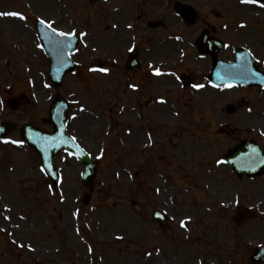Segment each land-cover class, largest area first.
I'll return each mask as SVG.
<instances>
[{"label": "rangeland", "instance_id": "1", "mask_svg": "<svg viewBox=\"0 0 264 264\" xmlns=\"http://www.w3.org/2000/svg\"><path fill=\"white\" fill-rule=\"evenodd\" d=\"M141 2L0 0V12L25 17L0 16V121L16 124L6 139L19 140L25 121L50 129L41 119L60 93L70 102L66 130L93 158L101 156L84 205L87 189L74 158L65 152L56 157L60 183L49 188L28 146L0 143V264H264L247 260L264 246V176L239 179L218 163L226 148L244 140L264 149V91L207 87L209 65L192 53L193 36L185 40L186 33L178 35L185 49L181 58L165 62L167 76L144 80L126 74L122 61L132 43L122 28L117 34L124 41L113 49L106 36H81L73 56L78 70L60 88L50 86L49 62L37 49V18L64 31L102 34L108 25L142 24L170 12L167 0ZM221 5L224 14L214 8L223 24L234 4ZM170 21L165 29L139 30L146 68L149 62L161 65L154 43L161 40L157 47L164 48ZM96 54L111 57L110 74L89 72L90 65H106ZM222 56L232 58L231 47ZM191 77L202 87L187 86ZM12 97L20 102L16 110L9 108ZM228 103L238 109L227 113ZM154 208L166 213V227L151 218Z\"/></svg>", "mask_w": 264, "mask_h": 264}, {"label": "water", "instance_id": "2", "mask_svg": "<svg viewBox=\"0 0 264 264\" xmlns=\"http://www.w3.org/2000/svg\"><path fill=\"white\" fill-rule=\"evenodd\" d=\"M39 27V26H38ZM42 36L43 28H38ZM54 40H59L55 39ZM50 41V40H49ZM49 45H46V50L48 51V54L50 55L52 65L50 69V79L54 80L56 83L59 82L61 76L70 70V62L68 61V52L65 54H60L59 49L55 43L48 42ZM56 48H55V46ZM72 48H73V42H72ZM214 66H218L224 76H220L221 80H228V81H234V82H240L241 79H237L236 75L233 73H227L226 70H237L239 69L238 63H230V64H223L218 61L214 60ZM253 74V72H252ZM61 103V100L59 98H55L53 101L52 107L50 108V118L49 121L53 123L54 132L53 133H47L43 131H38L34 128H26L22 130V136L31 139L30 142L34 146L36 152L40 155L42 158V161L47 167H49L48 164L51 162V157L55 153V150L58 149L60 146H66L68 143L67 137L64 135L63 126H64V117H65V111L59 110V104ZM5 126V125H4ZM6 129L7 128H2ZM4 132V131H3ZM73 146V145H72ZM253 147V148H252ZM255 145L251 143H245L240 146H236L233 149L228 150L227 154L225 155V160L230 163V165L233 167L234 170L237 171L238 175H241L242 173L247 174H257L259 172H262L264 170V163H261L256 166L255 163L258 159H260V154H262V151H259L258 149L255 150V152L258 153V155L255 152H252L255 148ZM72 151L74 147L71 148ZM75 150V149H74ZM77 152V155L79 158H81L85 164V170L83 172V180L84 183L87 184L89 187H91L96 165L89 160H87V156L84 154H81L80 151L75 150ZM52 167V165H51ZM262 255L264 260V250L260 251L258 255Z\"/></svg>", "mask_w": 264, "mask_h": 264}, {"label": "snow or ice", "instance_id": "3", "mask_svg": "<svg viewBox=\"0 0 264 264\" xmlns=\"http://www.w3.org/2000/svg\"><path fill=\"white\" fill-rule=\"evenodd\" d=\"M241 4H250V5H255L259 8H264V0H240ZM0 16H18L21 20L25 19V17L18 13V12H0ZM39 19V18H38ZM39 23L42 25H45L46 22L43 19H39ZM46 26L50 29L51 33L53 34V37H67V38H71L73 37L75 34V32H63V31H58L57 29L53 28L51 26V22H48L46 24ZM241 27H243V25H241ZM80 36H85L86 33L81 32L79 34ZM50 43H55L57 46L63 47L64 46V41L63 40H54L50 38ZM39 47V45H38ZM129 51H132V49L130 48ZM94 70H98L101 72H107L108 69L107 68H100V69H94ZM156 74H160L159 70H156ZM45 87H47V85H45ZM194 88H200L202 87V85H193ZM229 87H231V85H229ZM4 130L2 128H0V132H3ZM75 139V138H73ZM2 142L4 143H12V144H16V145H22L23 141L20 140H10V139H5ZM81 154H83V150H81ZM262 163H264V160L261 161ZM219 163V161H218ZM159 191V190H158ZM6 211H10V209H7V207L5 208ZM5 219H9V217L5 216ZM185 226V222L181 221V227ZM149 255H151V253H149Z\"/></svg>", "mask_w": 264, "mask_h": 264}, {"label": "flooded vegetation", "instance_id": "4", "mask_svg": "<svg viewBox=\"0 0 264 264\" xmlns=\"http://www.w3.org/2000/svg\"><path fill=\"white\" fill-rule=\"evenodd\" d=\"M250 12L254 13V10H253V9H251V11H250ZM262 18H263V16H262ZM197 20H198V17H197ZM208 24H209V23L203 24V26H202V27H207L208 29L212 30V31H211L212 33H214V29H213V28H211V27H210V25H208ZM246 38H249V36H246Z\"/></svg>", "mask_w": 264, "mask_h": 264}, {"label": "bare ground", "instance_id": "5", "mask_svg": "<svg viewBox=\"0 0 264 264\" xmlns=\"http://www.w3.org/2000/svg\"><path fill=\"white\" fill-rule=\"evenodd\" d=\"M12 21V20H11ZM156 256H159V254H157Z\"/></svg>", "mask_w": 264, "mask_h": 264}]
</instances>
